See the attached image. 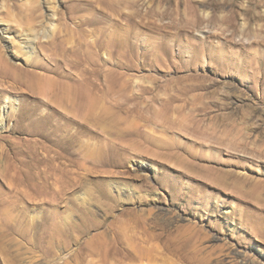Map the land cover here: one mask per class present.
<instances>
[{
    "label": "rangeland",
    "instance_id": "rangeland-1",
    "mask_svg": "<svg viewBox=\"0 0 264 264\" xmlns=\"http://www.w3.org/2000/svg\"><path fill=\"white\" fill-rule=\"evenodd\" d=\"M33 1L0 0L6 58L54 82H0V264H264V0H38L44 69Z\"/></svg>",
    "mask_w": 264,
    "mask_h": 264
},
{
    "label": "bare ground",
    "instance_id": "bare-ground-1",
    "mask_svg": "<svg viewBox=\"0 0 264 264\" xmlns=\"http://www.w3.org/2000/svg\"><path fill=\"white\" fill-rule=\"evenodd\" d=\"M33 2H34V5H32V6L34 7V10L36 9L35 15L36 14H38V15L37 16L34 15L35 18L32 17L33 20H35L34 21L35 23H31V21H29V22L27 21L29 24H27V26H25L21 32V38L19 39V43L17 44V48H18L17 50L23 52L26 55L25 57L27 58V62L33 64V66L35 68L44 69L45 67L42 63H40L39 61H36V60H34V61L32 60L33 55L35 54V47L33 46L35 39H41L42 40L44 37L48 36V40L45 43H41L40 47L43 49L51 48L54 50L55 54H61V55L66 54L67 51H69L68 50L69 47H67V44H68L67 40H61L62 31L59 30L57 27H55L54 30L52 31V35H49V32H50L49 28L45 24H43L44 23L43 15L40 13L41 3L38 0H36V1L34 0ZM31 4H32V2H31ZM28 9L33 10L30 8H28ZM116 11H117V9H116ZM250 12H248V13H250ZM128 17H129V15H126V17H125L126 21H128ZM38 18L39 19L41 18L42 20H38ZM3 32H4L3 28H0V34H2ZM73 49H74V47H72V50ZM2 50H3L2 47H0V82L6 83V84L12 83L13 86H15L17 88H21V89L23 87H30L31 86L32 90L37 89L42 94L47 92V89L53 86V83H54L53 80H51L49 78H45L44 75L37 73L35 71H30V70L26 71L21 66H16V65H13L12 63H10L9 59L6 58V56ZM76 54H78V53H76ZM258 63L259 64H257V65H259V68L262 69V74L259 78V83L263 84L264 83V61L261 60ZM57 67L58 66H56V68ZM24 72L29 73V76H30L29 77L27 75V79L28 78L29 79L25 83L19 81V80H21L20 78ZM90 74L94 75V73H90ZM69 80L72 81L73 83L72 84L67 83V84H64L62 86L63 87L62 91H61L62 94L60 93L61 94L60 95L61 101L67 106V108L72 109L75 112V114L78 115L79 117H82L85 119L92 117L96 108H97V103H98V98H97L98 93L96 91V85L84 84L81 82V80L78 77L73 78L70 76ZM221 105L222 104H220V106ZM220 109H219V111H221ZM66 110H68V109H66ZM210 110H211V107L206 106L205 108L201 109L200 111L204 112L203 116H205V115L211 116ZM73 111H71V112H73ZM212 112H214V111H212ZM219 113H218V115L215 116V118L217 116L219 117ZM212 117L213 116H211V118ZM141 128H143V127L141 126ZM126 134H128L130 136L134 133H133V131L132 132L126 131L124 135H126ZM136 135H138V134H136ZM58 159L59 158H55V160H58ZM195 159L199 160L198 157H196ZM202 160L203 159H200V161H202ZM219 181L221 182L222 185L226 184L225 181L222 179H219ZM184 241H186V240H183L182 242H184ZM182 242L173 243L171 246H167L165 249H167L169 252L176 253L177 256L179 255L181 257H185L186 255L184 254V247L181 246Z\"/></svg>",
    "mask_w": 264,
    "mask_h": 264
}]
</instances>
